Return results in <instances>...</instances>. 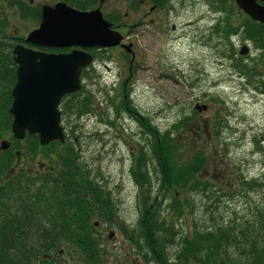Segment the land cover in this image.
I'll return each mask as SVG.
<instances>
[{"label": "rangeland", "instance_id": "obj_1", "mask_svg": "<svg viewBox=\"0 0 264 264\" xmlns=\"http://www.w3.org/2000/svg\"><path fill=\"white\" fill-rule=\"evenodd\" d=\"M34 1L36 4L58 2ZM216 1L169 0L158 25L124 30L126 43H132L139 55L133 77L129 56L118 48L94 53L95 63L83 71L81 93L91 96L95 109L81 117L77 113H65L63 126L71 140L76 138L74 146L82 165L89 169L94 181L111 193L116 203L115 222L97 221L101 223L97 230L103 264H153L150 258H144L146 252L139 253L126 235L138 238L136 229L144 210V196L149 195L151 200L162 198L158 195L160 173L151 159L145 120L150 129H161L162 134L174 130L173 125L185 116L193 117V128L203 122L214 124L216 119L225 123L217 128L221 139L214 131V140L206 148L208 169L211 172L217 169L213 182L221 200L192 194L188 198L192 211L186 212L177 227L182 234L226 224L252 228L258 223L259 212L264 211V91L259 89L264 82V57L241 32L232 35L231 41L215 33L217 21L220 19L223 25L227 18ZM225 2L228 7L235 6L231 0ZM238 10L236 7L232 21L235 26L246 20ZM13 11L10 10L9 17L10 36L26 37L38 27L35 19H23ZM116 11L129 17L137 14L125 0H112L104 10L105 14ZM127 23L134 24L131 20ZM243 45L249 48V54L241 57L239 51ZM235 65L256 66L263 76L256 78L258 82L249 83ZM196 95L202 104L211 107L210 111L194 110ZM184 133L190 134L185 130ZM197 140L199 147L205 148V138ZM144 151L148 159L144 171L149 183L142 189L135 172L136 160ZM225 171L229 175L223 181ZM248 181L252 186L245 187ZM169 203V197L162 202L164 215L168 214ZM173 251L174 247L170 254ZM64 260L65 264H71L68 258Z\"/></svg>", "mask_w": 264, "mask_h": 264}, {"label": "trees", "instance_id": "obj_2", "mask_svg": "<svg viewBox=\"0 0 264 264\" xmlns=\"http://www.w3.org/2000/svg\"><path fill=\"white\" fill-rule=\"evenodd\" d=\"M63 1L79 10L95 6L92 0ZM149 1L161 7L169 4V0ZM216 2L220 3L227 18H224L223 25L220 19L217 21L213 28L215 33L231 41L232 35L241 32L262 51L264 57V24L245 15L246 20L235 26L232 21L236 17V0H231L235 6L229 7L225 0ZM27 4L25 0H0V112L7 115L17 80L13 49L17 44H27L25 37L13 39L9 35L10 10L17 6L23 19H31ZM214 4L217 8L218 5ZM107 19L112 21L109 17ZM235 68L246 76L249 83L258 82L256 78L263 76L256 66L235 65ZM260 84L259 89L264 91V82ZM81 92L73 94L72 99L64 104V114L77 113V117H81L93 112L91 96H84ZM191 119L193 117L185 116L173 125L175 133L170 130L160 133L159 137L150 131V124L145 120L143 125L149 134L151 159L160 173L158 195L162 198L158 200L157 196L151 200L149 195L144 196V210L136 229L138 238L126 233L128 239L139 253L146 252L144 258H150L153 264H264V211L259 212L258 223L252 228L226 224L196 229L190 235L177 229L186 212L192 211L188 199L192 194L201 193L214 201L221 200L220 192L202 175L208 161L206 147L211 144L206 139L205 148L199 147L198 138L191 134ZM210 124L220 140L217 128L225 124L224 120L216 119ZM182 129L190 134H185ZM10 130L11 124L6 131ZM26 141L31 143L30 139ZM75 143L76 138L73 141L70 137L66 143L55 141L43 147L38 140L33 142L34 147L48 152L54 172L42 179L24 175L18 178L15 186L0 190V264H65V257L71 264H103L101 237L94 224L98 220L106 224L115 222L117 207L111 193L94 181L89 169L82 165ZM144 153L136 160L135 172L142 189L149 183L144 171L148 161ZM244 186H252V183L248 181ZM180 196L184 197L183 200ZM168 197L169 211L164 215L161 206ZM173 247L172 255L170 250Z\"/></svg>", "mask_w": 264, "mask_h": 264}, {"label": "water", "instance_id": "obj_3", "mask_svg": "<svg viewBox=\"0 0 264 264\" xmlns=\"http://www.w3.org/2000/svg\"><path fill=\"white\" fill-rule=\"evenodd\" d=\"M236 6L251 20L264 24V0H236ZM123 40L100 9L80 11L64 2L45 6L39 28L28 34L26 42L42 48L76 49L49 53L22 44L14 47L17 80L10 108L13 136L22 141L27 134L38 135L42 146L66 143L60 106L64 98L82 91V73L94 64L89 50L122 46L132 52L131 45H122ZM248 54L249 48L243 46L241 55ZM208 108L196 106L200 113ZM2 147H6L5 142Z\"/></svg>", "mask_w": 264, "mask_h": 264}, {"label": "flooded vegetation", "instance_id": "obj_4", "mask_svg": "<svg viewBox=\"0 0 264 264\" xmlns=\"http://www.w3.org/2000/svg\"><path fill=\"white\" fill-rule=\"evenodd\" d=\"M25 1H26V3H28L27 4L28 8L31 11V14H30L31 19L34 18L33 16L36 17L34 19H37V17L40 19L38 21V27L37 28H39V26L42 22L43 8L45 6H55L56 4L61 3V2L66 3L63 0H58V2H56L54 4H42V3L36 4L34 0H25ZM111 1L112 0H92V2L95 3L94 7H91L87 10H80V11L90 12V11H93L96 9H100L103 13L104 18L107 21H108L107 17H109V19L112 20L111 22L108 21L109 23L112 24V29L120 32L123 35L124 30L128 29L130 31L135 26H137L138 29H144V28H146L147 25H151V26L155 27L156 25H158L159 16L161 14H163L164 12H166V10L168 9V6L161 7L159 4H154L149 0H125L126 4L131 5L137 11V14L135 15V17H133V16L129 17L127 13H124V15H121L120 11H116L114 14H108V13L105 14L104 10L110 5ZM66 4H68V3H66ZM69 6H71V5H69ZM71 7H73V6H71ZM73 8H75V7H73ZM75 9H77V8H75ZM12 10L15 11V12L14 11L13 12L16 13V15H20V11H19V8L17 6H15ZM77 10H79V9H77ZM238 11H240L241 14H243V11H241L240 9ZM244 15H246V14H244ZM127 20L133 21L134 24L131 25L130 23H127ZM27 36L25 37V40H26ZM11 37H13V39H14V38H18L20 36L13 35ZM123 37H124V40L122 41V45H131L132 46L131 47L132 52H128L122 46H117V47H113V48L121 49L122 53L124 51H125V53H127V56H129V58L131 60L130 61V65H131L130 66V76L133 77V75H134L133 74V68L139 62V55L137 54L136 51H134V46L132 43H128V44L126 43L127 37L125 35H123ZM247 41L251 42L250 40H247ZM22 45L34 48L38 51L49 52V53H69V52L73 51L74 49H76L75 47L65 48V49H54V48H47V47L42 48V47L30 45L28 43L22 44ZM243 46H245V45H243ZM113 48L90 49L89 52L94 56V53H96V52H107L108 53L110 51V49H113ZM239 55L242 57L241 51H239ZM13 59H14V56H13ZM95 60H96V58L94 57V63H95ZM83 79H84V75L82 73V81H83ZM70 99H72V95H69L66 98H64L62 103H61L60 110L62 112V120L66 119V115L64 114V111H63V106ZM193 100L195 102L194 103L195 104L194 110H196V111H197V109H196L197 105H201V106L207 105V104H202V100L200 99V97L198 95H196ZM10 108L8 109V115H11L10 114ZM210 108L211 107L209 106L208 110L203 111V112L207 113L208 111H210ZM8 115L6 113L0 112V190H4V189L8 188L9 186H15L16 184H18V181H19L18 178H22V176H24V175H30V176L35 177L37 179H39V178L42 179L45 176H47L50 172H54V169H55L50 164L48 152L41 150V149H38V148L34 147L35 145H32V143L36 142L37 140L40 142V138L38 135L27 134V136L24 140H22V141L16 140V138L13 136V133H12L13 117L10 118V116H8ZM9 124H11V130L8 132V131H6V129H7V126ZM191 128H192L191 134H193L197 138H205V140L207 139L206 142L209 145L214 140V131L215 130L211 124H208L207 122H203L202 125H196L194 128L193 127H191ZM150 131H152V133L155 136H157V137L160 136L161 129H158V130L150 129ZM66 136L68 138V137H70V134L68 132H66ZM28 139H30L31 143L27 144L26 140H28ZM3 142L6 143L5 148L2 147ZM53 158L55 159L56 156H53ZM213 169L214 170L212 172H211V170L208 169V162H207L203 167L202 175H203V179L205 181H207L210 184L217 187V185H215V183L213 182L217 169H216V167ZM224 173H225V176L223 178V181L227 177V175H229V174H227V171H225ZM100 224L101 223H99L97 221L94 224V228L97 232H98L97 229H98V227H100L99 226ZM106 229H108V228H106ZM109 230L110 229H108V231ZM106 232H107L106 230L103 231V234H106Z\"/></svg>", "mask_w": 264, "mask_h": 264}]
</instances>
